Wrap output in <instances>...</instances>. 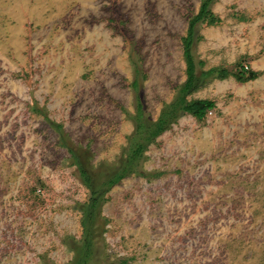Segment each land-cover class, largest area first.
<instances>
[{
  "label": "rangeland",
  "instance_id": "1",
  "mask_svg": "<svg viewBox=\"0 0 264 264\" xmlns=\"http://www.w3.org/2000/svg\"><path fill=\"white\" fill-rule=\"evenodd\" d=\"M201 0H0V264H72L89 188L126 157L186 80L182 37ZM199 75L138 171L104 197L85 264H264V0H215ZM136 81V84L134 82ZM136 139V137H135ZM72 149V151H71ZM125 262V263H124Z\"/></svg>",
  "mask_w": 264,
  "mask_h": 264
},
{
  "label": "trees",
  "instance_id": "2",
  "mask_svg": "<svg viewBox=\"0 0 264 264\" xmlns=\"http://www.w3.org/2000/svg\"><path fill=\"white\" fill-rule=\"evenodd\" d=\"M215 0H201L199 11L189 20L187 33L182 37L184 58L186 61V80L180 87V93L177 100L170 103L167 108L163 109L158 118L147 125L144 119V109L141 101L138 103L136 119V128L134 139L128 146L126 157L121 160V164L112 171L107 180L99 183L89 168L84 163L76 160L79 164L80 176L84 184L89 188V196L85 203L81 204L83 213L82 225L84 229L83 253L76 256L72 264H85L92 253L93 238L95 234V224L99 214V208L104 200L105 194L122 179L138 171L140 161L144 158L145 151L148 149L157 136L167 130L172 122L176 121L181 114H192L197 119L206 118L209 111L215 107V101L208 98H188L193 92L198 90L203 78L214 75L218 71V77L225 78L234 75L239 80H246L254 77L255 72L245 70V66L235 72L228 68H209L203 70L199 75L197 71L198 61L194 53L195 29L198 23L205 22L213 25L220 21V17L212 10V3ZM136 84V81L134 82ZM136 137V139H135ZM72 151V149H71ZM125 263V262H124Z\"/></svg>",
  "mask_w": 264,
  "mask_h": 264
}]
</instances>
